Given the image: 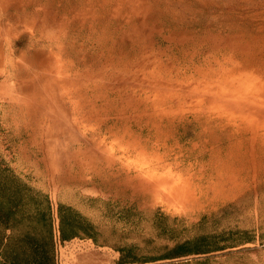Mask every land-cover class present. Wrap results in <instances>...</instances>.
Instances as JSON below:
<instances>
[{"label":"rangeland","instance_id":"374dc122","mask_svg":"<svg viewBox=\"0 0 264 264\" xmlns=\"http://www.w3.org/2000/svg\"><path fill=\"white\" fill-rule=\"evenodd\" d=\"M0 144L73 202L198 218L264 187V0H0Z\"/></svg>","mask_w":264,"mask_h":264},{"label":"trees","instance_id":"16d2710c","mask_svg":"<svg viewBox=\"0 0 264 264\" xmlns=\"http://www.w3.org/2000/svg\"><path fill=\"white\" fill-rule=\"evenodd\" d=\"M105 216L111 224L101 232L71 205L59 203L61 239L96 236L120 250V263L179 264L161 260L211 252L219 244L211 235L189 240V229L156 209L139 210L105 203ZM9 231L11 232L9 234ZM104 235V236H103ZM51 201L0 163V250L12 264H54Z\"/></svg>","mask_w":264,"mask_h":264},{"label":"crops","instance_id":"0c3cea01","mask_svg":"<svg viewBox=\"0 0 264 264\" xmlns=\"http://www.w3.org/2000/svg\"><path fill=\"white\" fill-rule=\"evenodd\" d=\"M0 163L11 167L14 172L26 183L32 186L36 191L47 195L51 201V211L53 215L54 239L52 253L54 264H121V252L113 247L110 242L105 239L97 241L100 237L94 233V236H74L68 239L60 237V218L59 203L71 205L78 213L88 218L94 226H98L102 232L104 228L109 227L111 219L105 216V210L99 211L95 206V202H100L102 206L105 203L120 204L126 207L132 205H124L122 202L101 194L87 193L82 195L81 200L70 201L58 198L53 195L52 191L45 187H37L28 180L8 159L5 149L0 144ZM146 208V207H145ZM144 208V210H145ZM139 210L143 208L138 207ZM146 209H149L146 208ZM163 214L172 218H177V223L185 217L188 223L183 227L189 229V240L197 235L214 236L219 248H211V252L204 253L209 256L211 254H221L222 260L230 258L229 264H264V187L248 188L241 191L228 201L213 205L211 208L201 211L198 218L192 214L197 209H190L189 212H176L167 207L157 208ZM203 212V213H202ZM203 226V228H202ZM11 232L9 231V234ZM104 236V235H103ZM0 250V264H12V260L2 255ZM189 256V255H188ZM186 257V256H184ZM179 258L171 260H161L158 263L167 261H177ZM124 264H142L129 262Z\"/></svg>","mask_w":264,"mask_h":264},{"label":"bare ground","instance_id":"6f19581e","mask_svg":"<svg viewBox=\"0 0 264 264\" xmlns=\"http://www.w3.org/2000/svg\"><path fill=\"white\" fill-rule=\"evenodd\" d=\"M185 196H186V191L184 189L182 190L181 186L180 187L176 186L173 191V195L170 197L173 198L174 200H178V199L181 200ZM164 197H165V194H164Z\"/></svg>","mask_w":264,"mask_h":264}]
</instances>
